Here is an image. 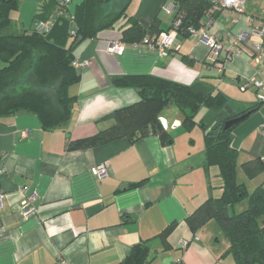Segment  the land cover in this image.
Wrapping results in <instances>:
<instances>
[{
  "label": "crops",
  "instance_id": "obj_1",
  "mask_svg": "<svg viewBox=\"0 0 264 264\" xmlns=\"http://www.w3.org/2000/svg\"><path fill=\"white\" fill-rule=\"evenodd\" d=\"M59 1L18 0L14 32L34 30L43 6L53 4L50 17ZM82 1L71 0L68 7L72 17L65 19L71 23V34ZM173 3L133 0L130 11L146 26L158 18L160 28L167 31L177 17V11L165 10ZM209 19L211 33L225 45L215 63L206 61L207 44L178 34L175 47L166 54L144 42L125 44L122 54L112 53L109 45L122 42V32L107 29L75 48L81 79L69 89L77 104L65 127L47 131L35 114L26 111L0 116V193L5 195L0 208V264H120L141 242L150 248L145 264H237L214 219L197 231L187 223L209 197L221 195L222 181L216 167L206 168L205 158L190 162L194 156L188 153L190 137L184 129L183 141L182 134L173 137L180 129L170 132L172 143L151 134L135 142L121 138L95 147L70 146L109 128L113 120L104 119L106 115L140 100L135 89L113 86V76L151 74L183 84L204 79L230 98L234 113L256 105L255 89L241 90L248 78L264 77V62L254 59L251 38L241 46L240 55L228 54L241 33L264 22V0H247L244 13L213 4L202 22ZM71 41L68 37L66 46ZM182 56L194 64H186ZM161 117L183 120L173 105ZM263 121L261 106L234 131L237 176L245 184L241 164L264 157ZM104 162H109V175L99 179L93 169ZM249 183L250 192L264 187V172ZM27 195L35 196L38 213L23 220L16 207ZM246 206L241 203L238 211ZM168 228L172 231L165 236Z\"/></svg>",
  "mask_w": 264,
  "mask_h": 264
},
{
  "label": "trees",
  "instance_id": "obj_2",
  "mask_svg": "<svg viewBox=\"0 0 264 264\" xmlns=\"http://www.w3.org/2000/svg\"><path fill=\"white\" fill-rule=\"evenodd\" d=\"M177 17H182L178 35L190 37L191 27L200 29L202 18L214 0H173ZM133 0H83L74 14V34L67 17H57L47 33L37 30L5 33L11 25L12 13L18 9V0H0V116L20 111L35 114L47 131L63 128L71 120L77 98L69 89L81 79L75 66L74 51L87 39L96 38L107 29L122 32L124 44L143 43L148 38L157 46L160 42V21L155 18L143 25L131 14ZM52 3L45 4L42 14L35 18L49 19ZM68 37L72 38L66 46ZM182 60L194 62L188 56ZM113 86L135 89L140 100L114 110L104 117L113 124L97 134L72 141L71 148L95 147L126 138L130 142L151 134L163 143H172L173 137L161 122L162 111L176 105L183 116L182 124L191 129L198 123L203 132L205 166L216 167L222 181V193L211 196L187 218L193 231L214 219L229 240L228 254L237 264H264V187L252 192L237 176L238 148L234 145V131L238 124L225 127L228 120L250 110H258L263 103L249 107L242 113L231 111L230 98L214 91L204 79L183 84L151 74L122 75L111 78ZM204 116L196 120L200 111ZM244 174L254 179L264 172V157L241 164ZM245 209L238 211L241 203ZM172 229V228H171ZM167 229L165 236L172 230ZM150 248L146 242L135 244L120 264H145Z\"/></svg>",
  "mask_w": 264,
  "mask_h": 264
},
{
  "label": "built area",
  "instance_id": "obj_3",
  "mask_svg": "<svg viewBox=\"0 0 264 264\" xmlns=\"http://www.w3.org/2000/svg\"><path fill=\"white\" fill-rule=\"evenodd\" d=\"M71 0H61L59 1L58 10L52 14L47 20H38L35 23V30L47 33L54 26L57 17H67L71 18V14L68 11V7ZM214 5L216 8H226L234 9L240 13H244L246 10L247 0H214ZM167 13L173 14L176 10L175 4H170L165 9ZM182 17H176L174 22V27L170 30L163 31L160 34V42L157 47L160 49L161 53L166 54L169 50L175 47L177 42L178 27L181 25ZM212 20L204 22L200 29H195L191 27L189 32L192 37H196L200 41L204 42L209 47V52L206 57V61L210 63H215L219 57L221 50L224 49L225 45L219 40L217 35H214L210 31V24ZM253 21V20H252ZM74 34V31H72ZM249 38L251 40L249 41ZM264 22L253 23L250 32H243L238 36L235 46L229 48V57H234L240 55L242 52L241 46L246 42H251L254 50V59L257 62H264ZM144 43L151 46H156L151 39H144ZM138 44H134L137 46ZM125 50V44L121 41L111 42L109 45V51L116 54H122ZM249 88H254L256 92L257 101L263 103L264 106V77H251L248 78L246 83L241 86V90L245 91ZM264 130V121L260 126ZM94 174L102 179L109 175V162H104L97 165L94 169ZM5 195L0 193V208L3 206ZM35 196L27 195L24 196L20 202L17 204V213L21 219L25 220L38 213V208L34 205Z\"/></svg>",
  "mask_w": 264,
  "mask_h": 264
},
{
  "label": "rangeland",
  "instance_id": "obj_4",
  "mask_svg": "<svg viewBox=\"0 0 264 264\" xmlns=\"http://www.w3.org/2000/svg\"><path fill=\"white\" fill-rule=\"evenodd\" d=\"M17 14H18L17 11L12 13L13 21H12L11 25L9 26V28L7 30H5V32L10 33V34L11 33H17V32H14V31H16L15 28L17 27V25H16ZM173 106H174V108H177L176 105H173ZM177 110H178V108H177ZM203 112L204 111L202 110L197 115V117H196L197 121L200 120L201 116L203 115ZM160 119H161V122L164 125V127L169 132H174V130L180 129L177 132H175V134L172 133L173 137H175V135H176L177 138L179 139V134H182L181 139L183 141V129L186 133H188V135L186 133H184L188 137H190V139H188L186 141L187 144L189 145V147H188L189 152L188 153H190L194 156L193 159H190V162H192V163H195L198 161L200 162V159L202 157L205 158V156H204L205 155V153H204V137H203L202 129L200 128L198 123L196 125H194L191 129H187L186 127L183 126L181 118H175V119H172L173 121H169L166 117H161V115H160ZM246 178H247V181H246L247 189L251 190V184L249 183L251 179H249L247 176H246Z\"/></svg>",
  "mask_w": 264,
  "mask_h": 264
},
{
  "label": "water",
  "instance_id": "obj_5",
  "mask_svg": "<svg viewBox=\"0 0 264 264\" xmlns=\"http://www.w3.org/2000/svg\"><path fill=\"white\" fill-rule=\"evenodd\" d=\"M253 112V110H250L248 112H245L244 114H241L239 116H236L230 120H228L225 124L226 128H229L233 125L239 124L241 121H243L244 119H246L248 116L251 115V113Z\"/></svg>",
  "mask_w": 264,
  "mask_h": 264
}]
</instances>
